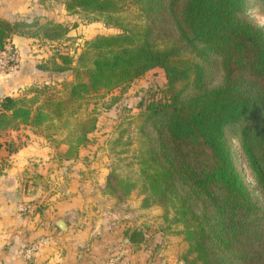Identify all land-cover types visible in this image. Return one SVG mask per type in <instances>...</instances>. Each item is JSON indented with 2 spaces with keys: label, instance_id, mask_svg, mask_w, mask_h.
<instances>
[{
  "label": "trees",
  "instance_id": "1",
  "mask_svg": "<svg viewBox=\"0 0 264 264\" xmlns=\"http://www.w3.org/2000/svg\"><path fill=\"white\" fill-rule=\"evenodd\" d=\"M64 1L70 12L121 30L88 39L74 66L64 65L72 55L59 53V68L74 71L62 85L34 81L3 96L0 132L29 125L52 143L58 131L51 128L60 125L67 156H78L97 128L94 115L81 116L82 101L160 66L165 97L146 105L140 168L113 170L114 185L128 194L142 178L150 197L175 208L188 242L183 264H264V27L248 15L249 0ZM41 31L56 39L69 27L0 17V49L14 34L38 39ZM233 136L261 196L246 180ZM142 232L131 231L130 241Z\"/></svg>",
  "mask_w": 264,
  "mask_h": 264
},
{
  "label": "rangeland",
  "instance_id": "2",
  "mask_svg": "<svg viewBox=\"0 0 264 264\" xmlns=\"http://www.w3.org/2000/svg\"><path fill=\"white\" fill-rule=\"evenodd\" d=\"M24 1L29 6L18 10L15 15H11L7 19L30 22L39 19V22L45 24L48 19H52L63 22L69 27L65 36L56 39L48 38L41 31L42 34L35 41V51L41 54L38 64H47V68H45L47 78L43 81H50L59 84V86L62 85L60 83L64 79L73 78L74 73L70 67L64 70L59 68L58 64H62L58 56L59 53L72 55L73 61L66 62L64 65L74 66L78 53L83 50L88 39L97 34H113L121 30L117 26L107 24L104 19L89 20L81 12H70L66 8L64 0ZM247 13L254 21L264 27V0H249ZM37 28L38 25H34L31 29ZM178 36L179 33L175 31L174 37ZM219 79L220 72L217 70L213 73V83ZM166 81L164 68L158 66L127 84L113 88L103 95H92L82 101L81 116L88 118L89 115H94L97 128L90 134L93 139H91L90 144L86 145L87 150L84 151L80 160L91 166L88 167L91 176L96 170L93 167L95 159L102 161L109 168L106 172L110 177L107 178L108 184L104 188V193L109 195L110 204L113 205L115 214L113 215L114 219L107 216L106 221H103L100 227L105 224L107 228L113 229L112 234H115L114 236L109 235L101 243L104 246L101 252L106 264H128L127 262L124 263V259L129 253L133 254L132 264L184 263L188 242L183 232V222L176 219L175 208L150 197L149 190L144 183L145 180L142 178H138L136 187L131 188L128 194L122 193L114 185L115 179L112 172L115 170V173H125L128 172V169L140 168L139 156L141 151L145 149L141 125L145 123L146 105L151 100L164 96L163 88ZM64 129L60 125L51 128L52 131H58L55 135L53 134L52 144L57 143L59 145L62 143L66 135ZM232 141L238 152V160L246 180L261 196L254 174L244 159L239 138L233 136ZM96 148H101L104 153L100 156L97 155L98 157L91 155V152H94L93 150ZM80 186L84 190L83 184ZM98 186V183H92L89 186L91 192L88 188V193L95 197L93 190ZM92 200L94 203L90 207L97 212L100 209L99 202L97 199ZM125 211H128L126 217ZM95 216L99 218L101 215L96 214ZM131 231H143L138 236L141 239L139 242L130 241L129 234ZM141 235L143 236L141 237ZM112 237L117 241H112Z\"/></svg>",
  "mask_w": 264,
  "mask_h": 264
},
{
  "label": "crops",
  "instance_id": "3",
  "mask_svg": "<svg viewBox=\"0 0 264 264\" xmlns=\"http://www.w3.org/2000/svg\"><path fill=\"white\" fill-rule=\"evenodd\" d=\"M28 6L24 0H0V16L10 18ZM36 40L21 34L11 38L17 66L0 72V100L47 78L45 68L38 64L41 54L35 51ZM0 143V264H104L101 243L113 229L100 226L115 214L109 195L104 193L110 177L105 163L95 159L96 170L91 176V166L80 160L86 146L78 156L68 157V143L52 144L29 125L1 131ZM93 151L91 155L96 157L104 153L101 148ZM95 182L99 186L93 197L88 188ZM92 199L99 202L97 212L90 207ZM23 202L32 203L33 208L21 211ZM96 214L101 216L96 218ZM59 218L66 220L67 229L57 225ZM112 241L117 240L112 237ZM33 242L37 248L26 256V248ZM132 259L133 254H126L124 263L132 264Z\"/></svg>",
  "mask_w": 264,
  "mask_h": 264
},
{
  "label": "built area",
  "instance_id": "4",
  "mask_svg": "<svg viewBox=\"0 0 264 264\" xmlns=\"http://www.w3.org/2000/svg\"><path fill=\"white\" fill-rule=\"evenodd\" d=\"M18 55L17 52L13 49V46L8 45L5 49H0V72H10L13 71L17 66ZM32 203H20L19 209L21 211H25L27 209H32ZM36 243H32L30 246L26 248L25 254L26 256H30V254L36 250Z\"/></svg>",
  "mask_w": 264,
  "mask_h": 264
},
{
  "label": "water",
  "instance_id": "5",
  "mask_svg": "<svg viewBox=\"0 0 264 264\" xmlns=\"http://www.w3.org/2000/svg\"><path fill=\"white\" fill-rule=\"evenodd\" d=\"M98 192V191H97ZM57 225L62 228V229H67L68 228V223L66 222V220H64L63 218H59L57 220Z\"/></svg>",
  "mask_w": 264,
  "mask_h": 264
}]
</instances>
